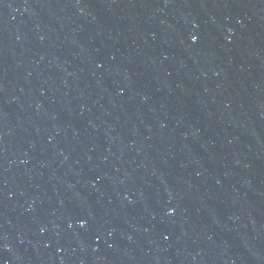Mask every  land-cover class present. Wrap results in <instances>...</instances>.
<instances>
[{
	"label": "water",
	"instance_id": "1",
	"mask_svg": "<svg viewBox=\"0 0 264 264\" xmlns=\"http://www.w3.org/2000/svg\"><path fill=\"white\" fill-rule=\"evenodd\" d=\"M0 264H264V0H0Z\"/></svg>",
	"mask_w": 264,
	"mask_h": 264
}]
</instances>
